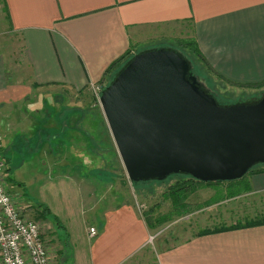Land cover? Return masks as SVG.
Segmentation results:
<instances>
[{
  "label": "crops",
  "instance_id": "obj_1",
  "mask_svg": "<svg viewBox=\"0 0 264 264\" xmlns=\"http://www.w3.org/2000/svg\"><path fill=\"white\" fill-rule=\"evenodd\" d=\"M6 1L20 46L13 57L0 47V153L24 150L15 167L32 160L37 178L46 177L38 204L52 216L46 221L52 225V242L56 239L58 264H264V224L203 226L190 234L164 235L152 251L151 227L130 199H104L81 173L64 168L46 172L57 167L51 162L55 148L50 129L56 135L63 131L75 140L72 146L84 149L88 138L79 130L94 82H106L115 70L111 66L130 55L166 47L156 46L158 42H194L198 61L232 91L253 93L264 87V0ZM69 94L74 100L64 111L73 119L60 129L57 116L52 117L59 108L44 96L62 111L57 96ZM6 158L8 177L14 154ZM246 176L249 192H264V170ZM247 216L238 222L255 219ZM92 227L95 236L90 235ZM215 228L220 230L199 233ZM69 245L73 253L64 254Z\"/></svg>",
  "mask_w": 264,
  "mask_h": 264
},
{
  "label": "water",
  "instance_id": "obj_2",
  "mask_svg": "<svg viewBox=\"0 0 264 264\" xmlns=\"http://www.w3.org/2000/svg\"><path fill=\"white\" fill-rule=\"evenodd\" d=\"M100 102L134 183L172 174L234 181L264 164V95L221 104L177 49L134 54Z\"/></svg>",
  "mask_w": 264,
  "mask_h": 264
},
{
  "label": "rangeland",
  "instance_id": "obj_3",
  "mask_svg": "<svg viewBox=\"0 0 264 264\" xmlns=\"http://www.w3.org/2000/svg\"><path fill=\"white\" fill-rule=\"evenodd\" d=\"M6 0H0V47L4 50L8 48L9 57H13V53L19 54L20 42L14 31H12L10 21L7 15ZM8 6V5H7ZM156 46H163L181 51L190 61L192 71L203 81L204 87L211 92L217 100L223 105H229L237 102H254L264 95V88L260 86L253 93H248V89L239 88V91H232L228 84L213 74L208 66L201 64L195 56V51L191 45V49L177 42L175 38H169L163 42H158ZM133 57V56H132ZM128 57L126 59H130ZM127 60V61H128ZM125 63V62H124ZM115 65L110 68L113 74L106 82H94L91 93L88 99V108L82 115L86 118L83 120V125L79 132L84 133L87 142L84 149H81L75 143L72 146L68 135H64L63 131L50 129V137L54 144V154L51 162L56 169L46 171L48 174L61 173L62 168L68 173H81L82 178L87 185L102 191L105 194L104 199L113 200L115 202H123L126 198L134 202L139 210L147 219L154 235V241L149 243L152 251H155L156 240L164 235L171 236L173 234H190L202 228L218 227L219 225L239 223L247 217L256 218L255 214H264V192H249V177L237 179L234 181L217 182H198L199 180L191 179L186 175H172L162 181H147L145 183L135 184L128 177L126 168L120 156L118 147L113 138L111 129L103 111L100 96L105 88L123 68V64ZM27 68V67H26ZM25 68V69H26ZM115 74V75H114ZM110 81V82H109ZM105 83V85H104ZM97 87V88H96ZM246 90V92H243ZM58 103L63 106L60 110V105L52 102L48 96H44V100L59 108V112L52 113V117H56L59 128L63 129L66 125V120L73 119L69 117V113L64 109H69V105L73 103L74 98L71 94L67 98L57 96ZM66 100V101H65ZM44 116L46 114L44 113ZM77 120V118H74ZM80 120V119H79ZM78 120V121H79ZM62 121V122H61ZM70 124V123H69ZM72 129H67V134H71ZM62 133V136H60ZM63 142H60L61 139ZM20 143V140L17 142ZM6 150L2 155L11 157L14 154V160L11 161V170L9 171L7 185L10 192L16 196L17 202L20 201L21 207L26 208V212L31 219L39 220L42 224L43 237L49 249L52 264H58V247L55 239V244L52 242V225L50 222L39 218L41 212L37 206L40 202L38 189L41 188V182H46V177H38L37 165L35 170H31L33 161H28L25 164L21 161L19 167H15L18 162L16 158L22 159V155H26L24 150L14 152ZM1 155V153H0ZM264 170V164H257L249 172ZM44 171V172H45ZM248 172V173H249ZM247 173V174H248ZM250 176V175H249ZM249 180V181H248ZM216 186H219L218 188ZM13 196V197H14ZM18 204V203H17ZM255 210H261L257 212ZM48 219L52 220L51 214ZM234 220V222H232ZM72 247L69 245L65 248L64 254H71ZM73 253V252H72Z\"/></svg>",
  "mask_w": 264,
  "mask_h": 264
},
{
  "label": "built area",
  "instance_id": "obj_4",
  "mask_svg": "<svg viewBox=\"0 0 264 264\" xmlns=\"http://www.w3.org/2000/svg\"><path fill=\"white\" fill-rule=\"evenodd\" d=\"M8 168L6 156L0 155V264H52L42 224L30 218L27 207L9 190ZM96 234L97 229L90 228V235Z\"/></svg>",
  "mask_w": 264,
  "mask_h": 264
},
{
  "label": "trees",
  "instance_id": "obj_5",
  "mask_svg": "<svg viewBox=\"0 0 264 264\" xmlns=\"http://www.w3.org/2000/svg\"><path fill=\"white\" fill-rule=\"evenodd\" d=\"M5 6H6V4H5ZM8 18H9V21H10V16H8ZM193 44H195L194 42H190L189 44L187 43L186 44V47L187 48H189V46H190V49H191V45L193 46ZM191 50H193V51H195L196 52V48L193 46V49H191ZM179 51V50H178ZM133 55H130V56H128V57H132ZM127 57V58H128ZM127 60L128 59H123V60H121L120 62H116V63H114L112 66H111V68L113 67L114 68V66L115 65H119V64H122V63H124L123 64V66L127 63ZM111 70V69H110ZM115 75V74H114ZM110 80V79H109ZM110 82V81H109ZM107 86V85H106ZM105 86V87H106ZM172 175H186V176H189L191 179H194L193 177H191L190 175H187V174H172ZM172 175H170V176H172ZM169 176V177H170ZM195 180V179H194ZM154 181H157V180H154ZM149 182V181H148ZM198 182H203V181H198ZM219 183H221L222 181H218ZM138 183H145V182H138ZM204 183V182H203ZM135 184H137V183H135ZM39 208L38 209H40L41 210V212L39 213V218H41V219H43V220H46L47 219V217H48V215L50 214L49 213V209H48V207H45V206H42L41 204H38L37 205ZM149 224H151V223H149ZM259 224H264V215H262V216H257V218H255V219H249V220H246V221H244V222H239V223H237V224H235V225H231V226H225V225H223V226H221V228H234V227H243V226H252V225H259ZM216 230H220V228H215V229H207V230H204V231H201V232H199L200 234H205V233H209V232H211V231H216Z\"/></svg>",
  "mask_w": 264,
  "mask_h": 264
}]
</instances>
